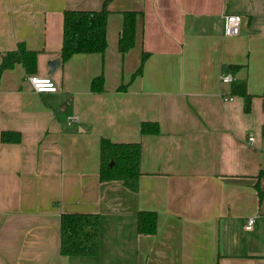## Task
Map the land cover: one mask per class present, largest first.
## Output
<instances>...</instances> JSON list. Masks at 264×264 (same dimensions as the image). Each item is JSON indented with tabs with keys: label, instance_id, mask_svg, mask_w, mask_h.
<instances>
[{
	"label": "crops",
	"instance_id": "0c3cea01",
	"mask_svg": "<svg viewBox=\"0 0 264 264\" xmlns=\"http://www.w3.org/2000/svg\"><path fill=\"white\" fill-rule=\"evenodd\" d=\"M102 2L0 0V61L19 42L36 51L34 72L15 62L0 77V133H20L0 140V264H264V0H109L104 52L63 62V11ZM129 10L134 44L121 53ZM224 14L241 16L237 35ZM30 75L56 91H34ZM239 83L249 107L230 93ZM145 121L158 132L141 133ZM101 138L139 144L135 190L99 179ZM140 210L156 212L154 234L136 232ZM63 212L99 214L95 256L60 254Z\"/></svg>",
	"mask_w": 264,
	"mask_h": 264
},
{
	"label": "trees",
	"instance_id": "16d2710c",
	"mask_svg": "<svg viewBox=\"0 0 264 264\" xmlns=\"http://www.w3.org/2000/svg\"><path fill=\"white\" fill-rule=\"evenodd\" d=\"M109 0H103L98 10L66 9L62 15L61 60L64 62L79 53H103L106 45V21ZM137 11L122 13V26L119 31L117 47L121 53L129 50L134 44L135 23ZM146 57L143 52L140 65L134 75L140 74ZM15 62L21 63L26 73L36 70V51L26 48L24 42H19L17 48L6 51L0 61V77L4 70L12 68ZM234 67V66H232ZM120 85L118 89H124ZM90 88L94 92L103 90V77H93ZM230 93L245 98L249 107L251 94L247 92L244 83L231 84ZM141 133H157L158 124L155 122H141ZM264 133V129H263ZM20 133L13 130H3L0 133L2 142H17ZM99 179L101 181H120L125 187L135 190L138 184L140 147L136 142H113L108 138H101L99 148ZM258 201L261 202L264 191L256 184ZM136 232L140 234H154L157 229L155 211L140 210L135 218ZM98 213L60 214L59 252L67 256H95L99 250Z\"/></svg>",
	"mask_w": 264,
	"mask_h": 264
},
{
	"label": "built area",
	"instance_id": "2783aa9c",
	"mask_svg": "<svg viewBox=\"0 0 264 264\" xmlns=\"http://www.w3.org/2000/svg\"><path fill=\"white\" fill-rule=\"evenodd\" d=\"M241 16L238 14H224L222 17V30L224 35L235 36L240 31ZM220 81L230 82L231 76L229 73L220 74ZM28 81L34 91L40 92H54L56 91V86L50 79V77H38L36 75L28 76ZM74 119V116L67 117V123H70ZM253 135L249 134L247 136L248 141H253ZM254 224V217H248L245 221L244 228L246 230H252Z\"/></svg>",
	"mask_w": 264,
	"mask_h": 264
},
{
	"label": "water",
	"instance_id": "95a60500",
	"mask_svg": "<svg viewBox=\"0 0 264 264\" xmlns=\"http://www.w3.org/2000/svg\"><path fill=\"white\" fill-rule=\"evenodd\" d=\"M59 62H60L59 59H54V60L49 61L48 68H49L50 73L53 72L54 69H56L58 67Z\"/></svg>",
	"mask_w": 264,
	"mask_h": 264
}]
</instances>
